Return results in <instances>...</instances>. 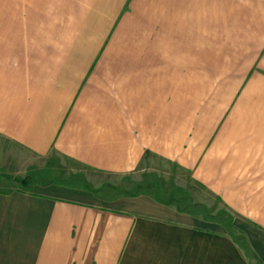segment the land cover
I'll list each match as a JSON object with an SVG mask.
<instances>
[{
    "label": "crops",
    "instance_id": "obj_1",
    "mask_svg": "<svg viewBox=\"0 0 264 264\" xmlns=\"http://www.w3.org/2000/svg\"><path fill=\"white\" fill-rule=\"evenodd\" d=\"M54 156L105 177L171 162L189 178L188 203L219 201L245 244L162 196L21 185L65 170ZM254 261L264 0H0V264Z\"/></svg>",
    "mask_w": 264,
    "mask_h": 264
},
{
    "label": "rangeland",
    "instance_id": "obj_2",
    "mask_svg": "<svg viewBox=\"0 0 264 264\" xmlns=\"http://www.w3.org/2000/svg\"><path fill=\"white\" fill-rule=\"evenodd\" d=\"M54 163L63 164L65 170H52L51 167L44 170V175H33L26 178L28 182L22 184L24 188L35 189L39 183H48L56 181L57 184L73 186L75 188H101L105 197L128 196L130 193L136 194H152L156 197H164L166 200L194 212L202 214L207 219L217 220L220 224L228 227L234 237L242 245L245 244L243 239V231L239 229L233 222L232 214L212 196L201 194L205 200L204 203L190 204L188 203V195L186 190L187 180H189L186 172L165 160L159 158H148L139 170L124 176H100L84 166L67 161L59 156H54ZM48 157L37 158L36 166H45ZM59 175L58 178L51 177ZM5 178V177H2ZM24 178V179H26ZM103 180H107L102 183ZM249 225L248 223H245ZM244 247V246H243ZM255 264L256 261H254Z\"/></svg>",
    "mask_w": 264,
    "mask_h": 264
},
{
    "label": "trees",
    "instance_id": "obj_3",
    "mask_svg": "<svg viewBox=\"0 0 264 264\" xmlns=\"http://www.w3.org/2000/svg\"><path fill=\"white\" fill-rule=\"evenodd\" d=\"M29 181V179L28 178H26V179H21L20 180V182L22 183V184H25L26 182H28ZM25 182V183H24ZM30 182V181H29ZM57 183L55 180L54 181H50V182H48V183H45V184H49V183ZM87 190H89V191H92L93 193H97V194H102V190H101V188L102 187H100V188H96V189H93V188H90L89 186H87V185H85L84 186ZM137 195H139V194H136V193H130V194H128V196H137ZM102 196H103V194H102ZM127 196V195H126ZM105 197V196H104ZM114 197H118V195L117 196H114ZM114 197H107V198H109V199H111V198H114ZM168 203H172V202H170V201H168ZM177 206V205H176ZM177 208L178 209H180V210H183V211H189L188 209H186V208H180L179 206H177Z\"/></svg>",
    "mask_w": 264,
    "mask_h": 264
}]
</instances>
